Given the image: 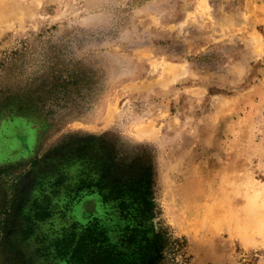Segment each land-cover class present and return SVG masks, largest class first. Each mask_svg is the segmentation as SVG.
<instances>
[{"label": "rangeland", "instance_id": "obj_1", "mask_svg": "<svg viewBox=\"0 0 264 264\" xmlns=\"http://www.w3.org/2000/svg\"><path fill=\"white\" fill-rule=\"evenodd\" d=\"M129 182L178 264H264V0H0V263Z\"/></svg>", "mask_w": 264, "mask_h": 264}, {"label": "trees", "instance_id": "obj_2", "mask_svg": "<svg viewBox=\"0 0 264 264\" xmlns=\"http://www.w3.org/2000/svg\"><path fill=\"white\" fill-rule=\"evenodd\" d=\"M146 192L141 183L121 185L117 196L111 198V215L117 223L107 227L93 220L85 226L64 227L47 245L36 248L33 257L41 260L40 264H178L175 257L182 247L179 240L166 232L154 239L147 236L152 204L146 200ZM2 234L0 228V241ZM30 234L22 231L17 236L23 241ZM14 251V261L7 259L0 264H32L24 259L19 248Z\"/></svg>", "mask_w": 264, "mask_h": 264}, {"label": "bare ground", "instance_id": "obj_3", "mask_svg": "<svg viewBox=\"0 0 264 264\" xmlns=\"http://www.w3.org/2000/svg\"><path fill=\"white\" fill-rule=\"evenodd\" d=\"M250 219H249V221L247 220V222H245L246 220L243 222L244 223L243 224L244 228L245 227H249L250 228V226L252 225L253 227L259 228L260 230L264 229V228H262V227H264V219H261L259 217H254V216L252 218H250Z\"/></svg>", "mask_w": 264, "mask_h": 264}]
</instances>
